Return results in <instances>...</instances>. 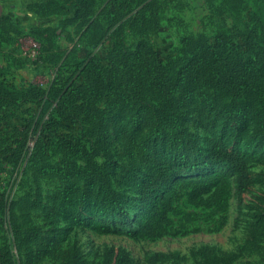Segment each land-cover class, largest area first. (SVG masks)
Segmentation results:
<instances>
[{
    "label": "rangeland",
    "instance_id": "1",
    "mask_svg": "<svg viewBox=\"0 0 264 264\" xmlns=\"http://www.w3.org/2000/svg\"><path fill=\"white\" fill-rule=\"evenodd\" d=\"M222 65L244 96L200 95ZM0 83V264H264V0H0Z\"/></svg>",
    "mask_w": 264,
    "mask_h": 264
},
{
    "label": "trees",
    "instance_id": "2",
    "mask_svg": "<svg viewBox=\"0 0 264 264\" xmlns=\"http://www.w3.org/2000/svg\"><path fill=\"white\" fill-rule=\"evenodd\" d=\"M209 54L208 51H204L201 56H196L194 62L196 64L209 67L211 65H214L215 69L220 68V62L221 59L218 55L212 56V61L207 60L206 56ZM81 65V66H80ZM81 67L82 72L86 71H93L92 68L94 67V60L93 58H87L82 59L77 63V67ZM226 66L222 65V77L220 74H208V78L205 76L201 78L198 82L195 83L197 88L199 87L200 95H205V88L206 87H218L222 88L224 92L228 93L232 98L235 97H241L244 96L247 92L248 85L247 82H249V74L245 71L243 73H240L233 69L232 67H229V70L225 72ZM94 72V71H93ZM205 72V70H204ZM196 75V74H194ZM203 75V73H202ZM162 74H146L147 82L149 83V86L154 87L161 95L162 97H171L173 96V93L177 90L176 85L170 83L168 78L162 77ZM86 79H91V76H86ZM199 79V78H198ZM192 82L189 81V85H191ZM74 86L73 83L66 84L65 86H57V83L55 81H52L51 84L48 86V88L45 90V96L43 97V101L45 102L47 100L56 99L57 106H61L64 110L67 107V99H70L72 94L69 96V91ZM3 92H9L6 91V88L3 83H0V94ZM41 93L44 94V91H41ZM19 99L25 100V97H29V94H27L24 89L18 90L17 92ZM38 94L33 93V97H36ZM3 97H5L4 94H2ZM41 99V98H40ZM234 100V99H232ZM167 100H163L160 103L161 106L165 105ZM235 102V101H234ZM261 102V100L259 101ZM42 104V105H43ZM261 104V103H259ZM61 112V110H59ZM45 112H40V115ZM59 113V112H58ZM210 160L214 162H220L224 165L229 166L233 169L234 177H235V183H236V190L239 198L245 193L247 190H249L251 180H250V172L249 168L246 166V163L242 156L235 151L234 149L230 148H221L219 150L215 148H211L210 152L205 158V161ZM98 174V173H97ZM100 176V174H98ZM155 174H153L154 176ZM153 179V177L151 178ZM17 238V237H16ZM13 264V261H11Z\"/></svg>",
    "mask_w": 264,
    "mask_h": 264
},
{
    "label": "built area",
    "instance_id": "3",
    "mask_svg": "<svg viewBox=\"0 0 264 264\" xmlns=\"http://www.w3.org/2000/svg\"><path fill=\"white\" fill-rule=\"evenodd\" d=\"M35 51L33 50L32 53H34Z\"/></svg>",
    "mask_w": 264,
    "mask_h": 264
}]
</instances>
